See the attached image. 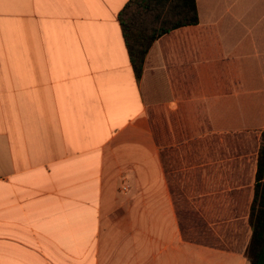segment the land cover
<instances>
[{
    "label": "crops",
    "instance_id": "0c3cea01",
    "mask_svg": "<svg viewBox=\"0 0 264 264\" xmlns=\"http://www.w3.org/2000/svg\"><path fill=\"white\" fill-rule=\"evenodd\" d=\"M129 1L0 0V264H250L264 0H197L140 76Z\"/></svg>",
    "mask_w": 264,
    "mask_h": 264
},
{
    "label": "trees",
    "instance_id": "16d2710c",
    "mask_svg": "<svg viewBox=\"0 0 264 264\" xmlns=\"http://www.w3.org/2000/svg\"><path fill=\"white\" fill-rule=\"evenodd\" d=\"M120 19L132 63L140 76L145 56L156 39L199 21L197 0H130ZM256 178L250 212L253 233L246 255L250 264H264V131Z\"/></svg>",
    "mask_w": 264,
    "mask_h": 264
},
{
    "label": "built area",
    "instance_id": "2783aa9c",
    "mask_svg": "<svg viewBox=\"0 0 264 264\" xmlns=\"http://www.w3.org/2000/svg\"><path fill=\"white\" fill-rule=\"evenodd\" d=\"M125 189H127V186H124Z\"/></svg>",
    "mask_w": 264,
    "mask_h": 264
}]
</instances>
